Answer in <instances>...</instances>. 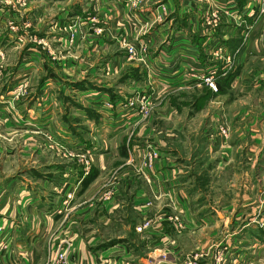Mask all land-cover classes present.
<instances>
[{
  "label": "crops",
  "instance_id": "1",
  "mask_svg": "<svg viewBox=\"0 0 264 264\" xmlns=\"http://www.w3.org/2000/svg\"><path fill=\"white\" fill-rule=\"evenodd\" d=\"M13 1L0 0V45L11 52L20 47L15 42L20 37L9 29L11 12L15 19L19 18L26 25L27 22L32 24L31 16L42 20L46 10L41 7L31 10L32 0ZM133 1L103 0L106 4L98 7L102 12L98 15L94 11L95 1L87 0L82 4L78 2L80 5L76 7L75 4L72 7L75 12L68 15L73 19L70 23L75 26L79 25V21L81 26L86 22L91 23L99 16L98 23L86 27L87 38L106 39L109 35L105 30L113 20L116 32L123 30L126 34L125 38L120 35L115 39H139V46L148 48L143 55L146 67L128 63L132 61L130 54L123 51L104 59L100 72L94 70L91 73L93 82L71 81L66 89L58 81L61 76L59 72L44 61V75L39 76L35 93L43 97L46 113L44 116L24 117L20 122L23 127L47 134L54 155L62 159L51 163L50 171H46L48 179L42 176L41 170L27 168L33 170L32 174L24 178L15 177L6 185H0V195L3 197H0V264H48L60 249H65L67 254L64 264H179L188 257V252L181 246L182 239L201 234L217 236L220 251L226 245H236L235 252L238 254L234 259H237L236 262L242 261V264H255L254 252H264V239L257 237L264 235V229L251 222L246 227H236L242 214L239 212L235 215L236 199L222 191L231 188L232 192L239 187L240 165L236 164L235 158L239 159L245 154L249 166L250 157L257 153V146H264L263 141H257L255 133L245 131L238 134L233 130L229 139L219 134L220 140L215 134L204 133L205 142H215L211 150L218 156L211 174L232 171L237 183L225 187V179L221 177L219 187L216 186L221 189L219 195L211 200L207 186L202 185L206 176L202 171H192L197 164H189L186 157L176 153V132L167 131V137H164L168 139L166 141L157 136L160 130L155 127L151 132L155 137L150 144L149 139L144 138L149 129H145V124L140 126L144 121L142 117H128L118 111L126 97L122 93L123 83L95 82L102 78L101 75L110 77L123 74V78L134 72L131 76L135 84L132 85L140 88L142 93L146 90L142 87L145 84L148 86V82L153 90L149 92L158 96L160 91L175 93L196 90L198 87L209 90L206 77H213L219 91L224 85L232 88L238 86L247 61L250 57L259 56L263 63L256 65L263 67L252 69L254 78L248 85L264 92V14L259 13L262 3L259 0H207V3L202 0H140L133 7ZM147 1H151V4L144 5ZM2 12L6 13L4 17H1ZM69 12L67 10L63 14ZM68 23L67 19H63L61 28ZM24 25L19 24L26 29ZM97 25L103 28H95ZM23 35L27 37L26 32ZM116 44L120 48L121 44ZM20 50L18 58L25 59L33 49L28 45ZM8 75L6 69L0 75V93H7V89L11 88L5 87L8 79H11ZM49 81L52 83L48 84ZM67 91L75 101L67 97ZM33 92L30 89L22 101L33 97ZM13 94L10 89L9 102ZM169 101H164L163 106L169 107ZM103 102L106 105L111 103L112 107L102 106ZM215 107L218 110L223 108ZM65 109H72L86 118L84 120L89 124L87 134L78 132L76 124L73 127L64 118L67 127L62 124L55 111L63 113ZM173 111L172 108L170 112ZM5 116L0 114V127L7 124L14 127V118ZM239 116L240 112L235 114V120L246 123L247 120ZM161 118L157 117L155 125L160 124ZM167 119L176 121L172 116ZM185 119L193 120L188 116ZM213 119L220 117L216 114ZM132 126H135L133 131L137 134L135 138L128 133ZM2 128L0 153L10 161L16 154L14 143H8L5 147L2 143L15 140L10 138L9 133L10 137L2 136ZM106 139L109 143L112 139L117 140V145L114 148L106 147V144L102 147L100 141L107 142ZM69 144L76 146H70L71 149L68 148ZM151 151L160 155L153 168L147 167L143 160L144 155ZM206 151L198 152L199 164L202 156L210 153ZM79 156L83 158L76 161ZM69 194H72V199L68 203L72 206L64 210V201ZM248 214L247 209L242 218ZM177 217L179 220H175ZM146 221H150V225L139 233L137 227ZM105 235L110 238L103 239ZM236 235L243 238L250 235L253 239L251 247L254 251L251 256L247 254L246 258L240 253V257L241 248L238 247L237 238H234ZM257 240L263 244L257 245ZM209 242H204L203 246ZM204 253L207 254L206 251ZM163 254H167L165 259Z\"/></svg>",
  "mask_w": 264,
  "mask_h": 264
},
{
  "label": "rangeland",
  "instance_id": "2",
  "mask_svg": "<svg viewBox=\"0 0 264 264\" xmlns=\"http://www.w3.org/2000/svg\"><path fill=\"white\" fill-rule=\"evenodd\" d=\"M94 1L95 4L98 5H95L94 11L98 15H101L102 12L98 10V7H101L102 4H106V2L104 3L103 0ZM202 1H205L206 3L208 2L207 0ZM12 2L14 3L13 0ZM78 2L82 4L86 3L87 0H32L30 6L31 10L35 7L46 9L42 20H37L32 16L29 17L32 24L27 22L26 25H24V23L17 18L21 21V23H19L18 20L13 17V12H11V15L9 16L8 22H11L9 29L13 33L15 32L14 35L20 37V39L17 38V41H15L20 47L14 49V52H11L7 51L8 48H3L0 45V75H3L5 69L6 71H9L7 77L11 79L7 78L8 83L5 87L7 89L8 86H11L10 89L14 92L13 97H11V102L8 100V92H10V89H7V93H0V114L13 117L15 126L12 127L7 124L6 127L0 128L3 129L2 136L5 135V137H8L10 135L11 137H9L15 140L9 142L4 141L2 144L5 147L8 143L12 145L14 143L16 154L14 158H11L10 161H8V157L3 156V154L0 153V185H6L8 181L15 177L24 178L27 174H32L31 172L33 170H28L27 168L35 169V171L38 169L41 170L43 173L42 176H45L48 179L49 174L46 173V171H50L51 163H54L56 160L59 162L62 159L60 156L56 157L57 155H54V150L51 148L52 144L50 143L47 134L30 129L28 126L23 127L24 125L20 122L24 117L44 116L46 113L47 106L44 105V101L42 100L43 97L38 96L37 93H35V87L38 84L39 76L44 75L42 73L44 61L48 62L49 66L51 65V68H53L54 71L57 73L59 72L61 76L58 81L62 84V88L64 87L66 89L69 87L71 81L93 82L91 73L94 70L100 72L104 59L106 57H113L115 54H122L123 51H126L127 55L130 54L129 59L132 61L128 63L133 65L142 64L145 67L147 66L143 55L148 52V48L142 45L139 46V39H115L120 35H123L125 38L126 34L123 30L118 31V33L116 32V23L113 20L111 26H109V28L107 26L105 30H108L106 33L109 35L106 36V39H96L93 38V36L87 38L86 36V32H88L86 27L88 26L90 28L92 27V23H98L99 16L95 17L91 23L86 22L83 26L79 23L80 21L78 22V26L70 23L73 19H70L72 17H69L68 14L75 12V8L72 7L75 4V7L80 5ZM259 2L260 4L262 3L259 13L264 14V0H259ZM22 3H24V1H22ZM129 3L131 2L129 1ZM145 4H151V1H147L144 5ZM135 6L137 5L133 4V7ZM67 10L70 12L64 15L63 13ZM5 14V12H2L1 17H4ZM62 14L64 16H61ZM63 19H67L69 23L65 25L64 28H61L60 22ZM123 23L125 24L126 21H123ZM208 23L210 24L211 21ZM19 24L27 26V28L22 29ZM97 27L103 28L102 26H95V28ZM24 32H26L27 37L23 35ZM42 36H44V39ZM116 42L121 44L120 48ZM4 43L5 42H3V44ZM28 45L33 49L32 52L28 53L25 59H19L18 57L20 54L18 53L21 51L20 49L25 46L28 47ZM10 46V49H12L11 44ZM132 47L135 48L134 53H131ZM257 57H253V59L250 57V60L247 61L248 66L245 65L243 68V75H241L238 86L235 85V87L232 88L230 85H224V88L219 91L216 90L217 87L215 88L208 85L210 87L209 90L203 87H198L196 90H182L175 93L160 91L158 96H154L155 94L149 92V90H153L151 89V84L148 82V86H146L145 83L142 84H145V87L143 86L142 88L146 89L142 93L140 92V88L133 86L135 83H133L134 79L131 75H133L134 72H130V75L123 78L121 76L123 74H115L110 77L101 75L102 78L95 82L100 84H105L107 82L123 83L121 84L123 87L122 93L125 94L126 97L124 98V104L118 111H120L122 115L128 117H142L144 121H141L140 126L145 124V129H149V133L144 138L149 139L148 142H150V144L155 137L151 134L155 127L160 130V134L157 133V136L160 139L163 137L162 139H165L166 141H168V139L164 137H167V131L176 132V153L182 157H186L189 164H197V167L193 168L192 171H202V174L206 176L203 180L205 182L202 183V185L207 186L206 191H208L209 197L212 200L215 197L217 198L221 190L216 187H219L218 183L221 182V177H224L223 179H225V187L226 185L232 187L233 184L236 185L237 183L235 180V173L232 171L220 172L219 175H216V172L211 174L210 171L215 167L218 156H215L217 154L215 151L211 150V146H213L215 142L212 144L209 141L205 142L206 136L204 133L215 134V137H218L219 140V134L221 137L228 138L229 135L228 137L223 136L221 131V127H226L229 129V134H233V130L238 134L244 131L246 133H255L257 141H263L264 143V92L262 89L248 85L249 81L254 78V75L251 74L252 69L255 70L256 68L263 67L262 65H256L263 63V59L259 56ZM246 73L249 74V76H247ZM137 74L140 73L138 72ZM262 77L263 76L260 78ZM141 78L144 80L143 77ZM262 80H264V77ZM51 83V81L48 82V84ZM125 83H127V85ZM30 89L34 91L31 94L33 97H28L25 102L24 100L22 101V99H25L28 96ZM96 89L99 90V87L97 86ZM67 93L69 94L67 97L70 99L72 96H70L68 91ZM91 95L92 94H90V96ZM71 99L75 101L73 97ZM19 101L22 102L18 103ZM164 101H169L170 106L168 105L169 107H164ZM104 105L106 104L103 102L102 106ZM106 106L109 108L112 107L109 105ZM215 106H221L223 108H219L218 110L216 109L218 107ZM171 107L174 109L173 112H170L172 110ZM239 112V117L246 119V123L241 122V120H235L234 115L239 114ZM55 114L59 115L60 120L65 127H67V123H64V120L68 121L70 123H68L69 125L73 124V127L75 126L74 124H76L75 129L78 132H85V134L88 133L87 129L89 128V124L84 120L86 118L79 116L74 110L65 109L63 113L55 111ZM216 114L220 119H213ZM168 116L175 117L176 121L167 119ZM185 116L193 118V120H186L187 118L185 119ZM157 117L162 118L159 119L160 124L155 125ZM180 117H182L183 120H177ZM231 117H233L234 120L230 119ZM228 119H230V121H228ZM195 120H197V122H195ZM134 127L135 126H132L131 130L128 132L132 138H135L137 135L136 131H133ZM106 133L109 134L108 131ZM106 141L107 142L100 141L102 147H105V144L106 147L108 145V147L112 148L117 145V140L112 139L111 143H109L107 139ZM70 146L75 147L76 145L69 144L68 148H71ZM257 149L258 151L255 156L250 157V171H248L249 166L245 154H242L239 159L235 158L236 164L240 165V172L238 173L239 187L234 188V191L232 192L231 188H224L222 190L225 195L230 196V198L233 196L234 199H236L234 200L237 203V206L234 209L235 215L239 214V212L243 215L248 209L249 214L244 218H242L241 215L238 224H235L236 227H246L247 223L251 222L264 229V146L261 144L260 146H257ZM203 150H208L210 153L202 156L203 159L199 164V162H197L199 161L198 152ZM82 156L76 157V161H78L79 158L82 159L85 157ZM143 160L149 162V154H145ZM12 161H14V165L12 164ZM25 169L27 170L26 172ZM3 186H1V191L3 190ZM211 186L215 188H211ZM227 190L229 192L226 193ZM69 195L70 196L67 197L66 201H64V210L69 209L72 206L68 203L69 200L72 199V194ZM0 197L3 198L2 195H0ZM218 205L223 206L222 203H218ZM137 231L142 233L143 230L140 231L139 227H137ZM108 237L110 238V236L105 235V237L102 238L104 239ZM191 237H185L182 239L181 246L184 251L188 252L186 253V256L188 257L182 259L179 264H230L231 261H233L232 264H242V261L238 260V262H236L237 259H234L238 254L235 252V250H237L236 245H226L225 248L220 251L218 246L220 241L216 242V239L218 238L217 236H205L201 234V236L197 235ZM257 237L264 239L263 234H259ZM234 238H237L239 243L238 247L241 248L239 254L241 253L242 256H246V258L247 254H250V256L253 254L254 250L253 247H251L253 239L250 235H246L245 238L236 235ZM204 242H209V244L206 245L207 248H205L206 246H203ZM256 244L262 245L263 242L257 240ZM204 251H206L207 254H205ZM254 254L255 264H264V252L262 251L261 253H258V251H256ZM166 257L167 254H163V258L165 259ZM244 261L245 260H243V263Z\"/></svg>",
  "mask_w": 264,
  "mask_h": 264
},
{
  "label": "built area",
  "instance_id": "3",
  "mask_svg": "<svg viewBox=\"0 0 264 264\" xmlns=\"http://www.w3.org/2000/svg\"><path fill=\"white\" fill-rule=\"evenodd\" d=\"M140 0H134L133 1V4H137V2H139ZM135 51V48H131V53H134ZM206 81L209 83V85L211 87H215V84H214V79L213 77H206ZM107 105L111 106L112 104L111 103H107ZM221 131H222V135L223 136H227L229 135V129L226 128V127H221ZM160 158V155L156 152V151H151V153L149 154V162H145V165L149 168H153V166L155 164H157L158 160ZM175 220H179L178 217L175 218ZM150 225V221H146V223L139 227V230L142 231L144 228L148 227ZM0 232H1V227H0ZM66 252H65V249H60L58 251H56L55 253V256L49 261L48 264H64L65 263V260H66Z\"/></svg>",
  "mask_w": 264,
  "mask_h": 264
}]
</instances>
